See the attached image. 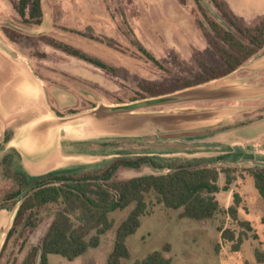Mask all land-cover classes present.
Here are the masks:
<instances>
[{
	"label": "rangeland",
	"instance_id": "obj_1",
	"mask_svg": "<svg viewBox=\"0 0 264 264\" xmlns=\"http://www.w3.org/2000/svg\"><path fill=\"white\" fill-rule=\"evenodd\" d=\"M17 1L0 0V54H8L29 68L47 92V104L57 118L88 112L99 103L122 105L150 99L143 88H164L183 81L207 78L212 75V69L220 70L221 61L213 45L217 39L209 33L202 12L246 44L243 35L231 27L210 0H186L184 5L177 0H41L43 15L38 26L26 24L16 14L14 7ZM216 2L241 31L264 25V11L246 17L235 16L223 0ZM134 40L145 52L133 44ZM50 41L70 47L106 68H97L72 57L52 47ZM263 57L264 46L234 72L208 83L264 87V62L257 64ZM9 79L8 72H0V88ZM59 99L69 104L61 107L57 103ZM219 108L232 109L234 113L216 127L195 131L136 138L92 137L80 147L73 141L81 137L76 133L79 126L73 125L71 129L57 132V142L61 138L62 147L66 149L60 156L65 159L57 170L50 172L97 173L115 158L142 156L151 158L162 169L149 165L138 170L119 168L114 180L145 174L164 175L166 168L187 163L205 166L217 159H221L223 165L237 166V192L242 200L238 217L240 221L249 222L252 228V232L246 233L243 239L240 255H233L232 244L220 236L221 228L235 234L240 231L229 217L220 213L211 220L199 222L179 219L180 211L166 210L156 202L155 194L150 193L145 197L147 209L140 218V227L126 240L130 257L122 260L121 264H135L151 253L163 250H167L162 254L170 259L171 264H242L244 261L258 264L253 254L255 250L264 249V225L261 222L264 204L248 170L257 167L252 161L264 162V126L262 129L254 126L264 123V96L156 107L140 112ZM6 121L4 117L0 122L3 128L9 125ZM2 127L0 201L15 187L13 177L16 174L38 176L26 165H21L19 156L6 147L11 132H4ZM226 131L241 132L239 143L221 148L198 143V140ZM177 140L188 143L180 144ZM216 199L223 211L232 204L229 192H220ZM13 208L0 210V226L4 225ZM58 209L57 206H48L40 211L34 230L17 227L3 242L0 264H22L30 250L40 246V240ZM131 209L132 206L109 214L114 226L100 238L97 248L89 249L72 262L61 256L48 255V263L106 264L115 229Z\"/></svg>",
	"mask_w": 264,
	"mask_h": 264
},
{
	"label": "trees",
	"instance_id": "obj_2",
	"mask_svg": "<svg viewBox=\"0 0 264 264\" xmlns=\"http://www.w3.org/2000/svg\"><path fill=\"white\" fill-rule=\"evenodd\" d=\"M177 1L180 5L186 3V0ZM210 1L231 27L243 35L246 44L242 43L231 30L209 20L202 12L209 33L217 39L213 45L219 55L221 69H212V75L207 78L183 81L164 88L157 86L152 89L143 88V92L150 98L205 84L228 75L263 48L264 25L241 31L216 0ZM14 9L26 24L40 25L43 15L41 0H18ZM133 42L141 52H145L136 40ZM50 45L97 68H106L105 65L83 56L70 47H64L55 41H50ZM13 152L18 156L15 151ZM210 162L205 166L191 163L177 165L166 168L167 173L164 175L145 174L122 181L114 180L119 168L138 170L144 165L154 169L162 167L151 158L142 156L134 159L115 158L104 170L97 173L73 174L54 171L36 177L18 173L13 177L15 187L0 201V210L11 209L20 202L5 242L17 227L36 229L37 215L40 211L48 206H57L59 209L40 240L41 264H49L48 255L61 256L72 262L89 249L97 248L100 238L113 228L114 222L109 218L110 213L123 211L132 206L126 218L116 227L112 249L106 258V264H121L122 260H128L130 257L126 240L135 234L140 227V218L146 214L145 197L153 193L156 202L163 208L180 211L179 219L186 218L199 222L211 220L220 213L229 217L240 231L235 234L234 231L221 228L220 236L232 244L233 255H240L243 239L246 233L252 232V228L249 222L240 221L238 217V208L242 200L237 192V166L223 165L221 159ZM248 175L253 179V186L264 204V168L250 169ZM238 178L242 180V177ZM23 191L24 194L18 197ZM220 192L231 194L232 204L225 211L221 209L216 199ZM261 222L264 225V219ZM162 252H153L135 264H171L170 259L165 258ZM36 254L37 248L33 247L22 264H34ZM253 256L256 263L264 264V249L255 250ZM242 264L248 262L244 261Z\"/></svg>",
	"mask_w": 264,
	"mask_h": 264
},
{
	"label": "water",
	"instance_id": "obj_3",
	"mask_svg": "<svg viewBox=\"0 0 264 264\" xmlns=\"http://www.w3.org/2000/svg\"><path fill=\"white\" fill-rule=\"evenodd\" d=\"M263 62L264 57L257 64L262 65ZM261 96H264V87H243L223 82H211L130 104L105 105L99 103L93 110L88 112L64 118L54 116L45 118L31 125L29 130L35 129L39 133H42V135L47 136L51 134L56 135L61 129H71L73 125H77L79 127L75 131L82 139H91L92 137L136 138L149 135L159 136L160 134L195 131L213 128L222 124L225 117L232 115L234 110L225 108L184 109L159 113H141L140 111L156 107L178 106L219 100L252 99ZM254 126L256 129H262L264 123ZM240 134L241 132L239 131H226L200 140L199 142L217 143L221 141L226 142L225 140L239 142L242 138ZM252 162L257 167L264 168V162ZM24 192H21L18 197H21ZM19 206L20 202L15 205L4 225L0 226V251L13 225ZM41 256L42 251L38 246L34 264H41Z\"/></svg>",
	"mask_w": 264,
	"mask_h": 264
},
{
	"label": "crops",
	"instance_id": "obj_4",
	"mask_svg": "<svg viewBox=\"0 0 264 264\" xmlns=\"http://www.w3.org/2000/svg\"><path fill=\"white\" fill-rule=\"evenodd\" d=\"M223 1L235 16L239 14V16L246 17L248 14L264 11V0ZM4 71L10 75L8 82L0 88V122L5 117L6 122L9 124L3 128L0 123V126L4 132H11L6 147L15 151L19 156L21 165H26L33 174L42 175L57 170L63 162L62 160L65 159L60 156L62 153L64 155L66 150L62 147V139L60 138L57 142L56 135L44 136L35 129L29 130L31 125L45 118L56 117L47 104V92L29 68L23 65V62L16 61L8 54H0V72ZM57 101V103H60L59 106L64 107L62 105L65 103L62 99ZM213 135H218V133L209 137ZM90 140L76 138L73 141L77 142L78 147H80L85 144L84 142ZM180 141L177 140L180 144L188 143L184 140ZM199 141L198 143L207 144ZM225 141L208 144L221 148L223 146L231 147L239 143L233 140ZM70 142H72L71 139ZM191 142L195 143L197 141Z\"/></svg>",
	"mask_w": 264,
	"mask_h": 264
}]
</instances>
